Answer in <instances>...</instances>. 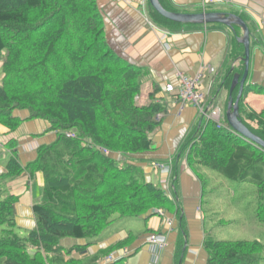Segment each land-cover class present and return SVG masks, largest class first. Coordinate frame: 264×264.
Here are the masks:
<instances>
[{
	"label": "trees",
	"instance_id": "1",
	"mask_svg": "<svg viewBox=\"0 0 264 264\" xmlns=\"http://www.w3.org/2000/svg\"><path fill=\"white\" fill-rule=\"evenodd\" d=\"M153 14L160 26L170 25ZM0 62V125L16 131L21 120L14 112L24 111L27 120L46 121L55 135L26 165L17 158V143H7L13 157L0 174V264H95L97 258L72 257L81 247L60 242L85 241V249L114 221L151 217L154 209L177 217L182 228L175 195L147 181L143 161L134 157L154 151L150 135L158 117L168 114V102L154 101V88L149 105H135L146 71L108 44L96 0H0ZM260 114L251 115L240 99L239 120L264 141V110ZM201 119L178 152L199 181L198 169H206L253 185L255 219L264 225V150L232 131L226 119L222 129ZM25 172L40 174L42 185L32 207L34 227L19 236L17 198L6 184ZM203 250L206 264H262L258 240L205 237Z\"/></svg>",
	"mask_w": 264,
	"mask_h": 264
},
{
	"label": "crops",
	"instance_id": "2",
	"mask_svg": "<svg viewBox=\"0 0 264 264\" xmlns=\"http://www.w3.org/2000/svg\"><path fill=\"white\" fill-rule=\"evenodd\" d=\"M159 1L170 12H220L234 14L244 21L252 37L242 100L247 108L257 112L261 110L264 107V0ZM96 4L104 20L108 44L120 56L146 71L140 87L139 105L149 104L154 88L157 89L154 100L168 102V114L151 135L154 151L148 153L150 156H144L143 160L146 164L155 159L165 164L166 158L170 157L173 159L172 170L162 173L146 167L144 173L147 181L158 184L170 196L175 195L183 223L180 228L177 217L164 212L163 217H140L142 222L133 223L135 231L133 224L108 231L107 237L96 238L85 249L82 248L85 241H75L63 247H81L80 250L74 249L72 257L80 261L97 258L95 264H103L105 257L99 254L110 248L112 252L109 255L113 254L115 264H206L207 255L203 250L206 236L200 210L202 181L188 167L184 154L181 156L178 152L200 121L199 113L192 105L176 103V98L166 93V86H178L179 75L192 78L204 67H211L213 73L201 72L199 90L206 95L208 103L221 110L222 117L226 119L232 76L239 74L242 67L244 70L240 62L243 47L236 44L235 36L221 24H179L165 19L170 25L160 26V21L154 19L148 0H96ZM241 33L240 28L235 27V35L240 37ZM1 65L0 62V69ZM1 79L2 74L0 83ZM14 116L21 120L16 131L9 132L0 125V174L5 172L8 161L2 163L1 158L6 155L13 157L12 150L7 147L10 141L17 143V158L22 165H26L35 159L39 146L55 139L46 121L27 120L24 111H16ZM147 157L152 159H145ZM40 177V174L30 177L25 172L6 184L8 193L17 198L14 205L16 222L27 230L34 227L32 207L40 200ZM165 219L172 220L170 229L165 226ZM140 227L143 229L140 230ZM152 233L164 236L163 247L155 248L146 243V236Z\"/></svg>",
	"mask_w": 264,
	"mask_h": 264
},
{
	"label": "rangeland",
	"instance_id": "3",
	"mask_svg": "<svg viewBox=\"0 0 264 264\" xmlns=\"http://www.w3.org/2000/svg\"><path fill=\"white\" fill-rule=\"evenodd\" d=\"M0 75H1V69H0ZM151 99L152 97L150 96L149 103L151 102ZM134 101L137 107H144L142 105L141 106L139 105L141 102L140 92L139 95L135 97ZM247 109L248 112L251 113V115L260 116L261 115L260 113L264 110V107L261 108V110H258V112L249 107ZM200 117L202 118L201 119L202 125L204 126L206 124V121L209 120L199 115V118ZM223 119L224 117H222V123H223ZM158 120L160 126L163 119H161L160 117ZM192 131L193 130H191L190 135L192 134ZM147 155L148 154H142L134 157L138 160L143 161L141 162V164H143L142 165L143 170L146 167H150V169L152 168L155 172L156 171L162 172L161 168H158L156 166L163 163L157 161L156 159L149 161L150 164L145 163V160L143 159L144 156ZM8 159H9L8 155L1 158L2 163L6 162ZM145 159L148 160L152 158L147 157ZM170 159H171L170 157H167L165 163L170 161ZM171 160L172 162L169 168L170 171L172 170V165H173V159ZM169 169L167 170L168 172ZM205 171L203 170L202 172L200 169H198L200 179L203 185L200 210L203 215V223H204L203 230L205 231L204 235L207 237V240L209 239L214 241L258 240L263 245L262 264H264V225L259 224L255 219V208L257 203L256 188L253 185L247 183L241 184L237 182H230L221 178L220 176L217 177V174L213 172L207 171L206 169ZM155 210L156 209L153 210V215L157 214L154 212ZM137 222L139 224L142 221L140 218L121 219V220L118 219L114 221L99 237L105 238L108 235V231L110 232L111 230H116V229L119 230L120 228L126 226L129 227L128 225H132L133 223L137 224ZM135 224L132 225L134 231L136 230ZM142 229L143 227L142 228L140 227V230ZM14 232L19 236H25L26 231L24 228L19 227V225L17 224V227H15ZM60 243L62 246H67L72 243H75V241L72 239H64Z\"/></svg>",
	"mask_w": 264,
	"mask_h": 264
},
{
	"label": "water",
	"instance_id": "4",
	"mask_svg": "<svg viewBox=\"0 0 264 264\" xmlns=\"http://www.w3.org/2000/svg\"><path fill=\"white\" fill-rule=\"evenodd\" d=\"M150 7L156 12L159 16L164 19L179 23V24H192V25H207V24H221L225 26L230 32L235 36V41L243 47V56L240 58L244 66L243 74H234L232 76L230 88H229V97L226 109V122L228 126L244 139L252 142L255 145H258L261 149L264 150V141L260 138L253 135L239 120V102L242 98V94L245 88V82L248 75V66H249V55H250V38L251 33L242 19L234 14L227 13H196V14H180L175 12L167 11L163 8L159 0H148ZM235 27L240 28L242 31L241 36L237 37L235 35ZM232 71V70H231ZM235 88H238L237 95L233 99V91Z\"/></svg>",
	"mask_w": 264,
	"mask_h": 264
},
{
	"label": "built area",
	"instance_id": "5",
	"mask_svg": "<svg viewBox=\"0 0 264 264\" xmlns=\"http://www.w3.org/2000/svg\"><path fill=\"white\" fill-rule=\"evenodd\" d=\"M207 71L208 73H213V69L211 67H204L201 72ZM201 72L195 77H186L183 75H179L178 77V86L173 87L171 85L166 86V93L172 94L177 101L180 102L182 106L184 105H192L194 106L199 115L206 118L207 120L213 122L218 129L224 128L222 123V113L221 110L213 104L207 102L206 95L199 90V82L201 78ZM160 116L158 117V119ZM71 135H67L70 137ZM172 160L166 162L165 164H159L156 167L161 168L162 172H168L167 170L171 166ZM170 171V169H169ZM156 215L159 217H163L164 213L161 210H155ZM166 227L171 228L172 220L165 219ZM146 243L152 245L154 247H163L165 245L164 236L153 233L151 235H147L145 239ZM127 252H125L126 254ZM115 261V258L112 255H108L104 258L103 264H109Z\"/></svg>",
	"mask_w": 264,
	"mask_h": 264
},
{
	"label": "clouds",
	"instance_id": "6",
	"mask_svg": "<svg viewBox=\"0 0 264 264\" xmlns=\"http://www.w3.org/2000/svg\"><path fill=\"white\" fill-rule=\"evenodd\" d=\"M233 131V130H232Z\"/></svg>",
	"mask_w": 264,
	"mask_h": 264
}]
</instances>
